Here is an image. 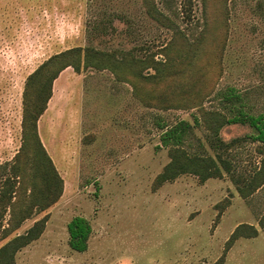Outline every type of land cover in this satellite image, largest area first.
I'll return each mask as SVG.
<instances>
[{"label":"rangeland","instance_id":"rangeland-1","mask_svg":"<svg viewBox=\"0 0 264 264\" xmlns=\"http://www.w3.org/2000/svg\"><path fill=\"white\" fill-rule=\"evenodd\" d=\"M101 19L104 28L94 30L90 40L87 24ZM176 20L189 40L204 22L209 26L192 67L177 68L171 52L175 64L169 69L159 64L161 77L145 68V79L127 74L124 81L107 69L77 73L69 66L53 82L54 97L37 130L63 180L62 193L15 231L23 233L47 216L40 237L17 252L16 264H213L223 255V264H264V227L258 222L264 183L246 198L226 173L203 183L183 174L152 189L170 159L155 119L173 124L200 118L185 147L214 155L202 111L174 105L186 81L205 93L204 109L227 113L214 92L234 88L253 113L264 112V0H207L206 6L194 0L192 17ZM171 36L146 15L141 0H0V163L11 161L20 147L25 80L45 59L92 44L164 61L161 48ZM162 94L173 105L158 107ZM250 133L240 123L220 130L225 143L241 138L225 154L237 174L252 173L264 158V145L249 139ZM76 215L92 227L84 252L68 245L67 223ZM240 224L253 225L257 235L242 236L225 250ZM1 236L0 228V246L7 240Z\"/></svg>","mask_w":264,"mask_h":264},{"label":"trees","instance_id":"trees-1","mask_svg":"<svg viewBox=\"0 0 264 264\" xmlns=\"http://www.w3.org/2000/svg\"><path fill=\"white\" fill-rule=\"evenodd\" d=\"M159 1L164 9L170 11V14L158 6L157 0H141V4L149 18L172 33L169 42L161 48L164 51V61L155 60L153 54L146 56L144 54L139 57L127 50L120 49L112 52L88 44L51 55L27 76L22 94L21 144L11 161L0 163L1 239H7L0 246V264H16L17 252L40 237L47 216L36 220L23 233H15V231L26 219L55 203L62 193L63 180L47 154L37 130V122L47 108L52 95L53 82L59 73L69 66L77 73L107 69L118 80L128 81L127 74L145 79L149 75L143 74L142 70L154 68L161 77L162 69L158 66L159 64L168 65L167 69L175 64L174 57L169 54L171 52H176V59L179 60L176 64L177 68L184 65L193 66L195 53L198 54V50L203 46L207 37L205 29L209 26L204 22V27L195 33L192 40H189L185 29L176 18L182 15L190 19L194 0ZM201 1L206 6L207 0ZM102 28H104L103 19L87 24L88 38L91 40L93 31ZM183 86L185 88L177 93L174 105L177 108L198 107L202 111L201 124L208 133L207 139L214 155L190 153L185 147L194 126L200 124V118L194 117L193 123L181 119L173 124H168L160 118L155 119V123L161 130L160 144L168 148L170 159L162 171L156 175L152 189L156 190L164 183L172 182L183 174H193L203 183L210 178H220L223 173H226L234 182L239 195L246 198L264 183V158L261 159V166L252 173L237 174L236 166L225 154L227 148L241 141V138L225 143L219 134L227 124H248L252 128V133L247 137L264 145V112L253 113L243 94L234 88L214 92V96L223 101L222 108L227 113L207 110L202 107L205 93L195 91L196 83L186 81ZM144 101L149 105L151 103L149 99ZM159 103L158 107L162 108L173 105L164 100L163 94L159 98ZM6 214L9 217L6 220L7 225H4ZM258 222L261 227H264V215ZM67 232L68 245L72 250L77 252L87 250L92 227L86 217L73 216L67 223ZM257 233L258 230L253 225H238L229 236L225 250H228L238 238L256 236ZM12 234L13 236L9 238ZM223 262L224 255L213 264H223Z\"/></svg>","mask_w":264,"mask_h":264},{"label":"crops","instance_id":"crops-1","mask_svg":"<svg viewBox=\"0 0 264 264\" xmlns=\"http://www.w3.org/2000/svg\"><path fill=\"white\" fill-rule=\"evenodd\" d=\"M63 71H65V69L62 70L61 73H63ZM61 73H60V74H61ZM57 79H58V77L54 80V82H55ZM77 85H78V84H76V86H77ZM52 92H53V94H52V96L50 97V100L54 97V92H55L54 88H52ZM49 102H50V101H49ZM49 102H48V103H49Z\"/></svg>","mask_w":264,"mask_h":264}]
</instances>
